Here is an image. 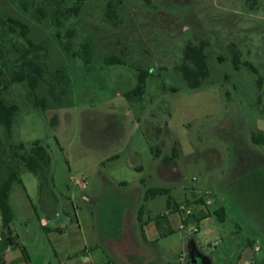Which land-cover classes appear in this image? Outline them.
Segmentation results:
<instances>
[{
	"label": "rangeland",
	"instance_id": "obj_1",
	"mask_svg": "<svg viewBox=\"0 0 264 264\" xmlns=\"http://www.w3.org/2000/svg\"><path fill=\"white\" fill-rule=\"evenodd\" d=\"M107 1L86 0L74 14L73 0H0L4 79L18 67L27 38L38 46L29 56L44 66L46 78L53 80L58 67L70 77L65 93L60 85L56 89L60 100L49 95L47 81H39L34 93L47 95L45 110L34 103L25 81H9L3 97L19 108L10 135L0 125V177L6 174L4 160L12 145L24 141L28 147L39 139L51 156V178L41 180H54L56 186L50 188L59 207L73 216L72 194L83 222L96 204L99 224L106 221L115 230L125 225L134 205L138 209L143 204L151 213L162 211L168 192L144 196L155 186L169 187L177 199L201 195L211 200V210L227 207L220 195L223 186L264 175V158L255 153H264V0H114L121 17L117 25L105 16ZM10 17L27 22L25 36L11 29ZM202 38L207 41L209 73L199 87H189L178 64L185 43ZM232 44L240 52L237 67ZM111 54L125 61L106 62ZM142 68L148 71L143 95L127 97ZM167 171L176 175L168 177ZM18 173L29 189L38 181L24 167ZM96 194H104L98 203ZM30 196L38 205V196L32 191ZM10 201L20 227L31 207L18 182ZM212 216L224 233L236 229L228 233L236 249L243 244L247 234L236 228L232 211L228 209L224 221ZM185 233L196 237L192 231ZM222 245L213 249L216 256Z\"/></svg>",
	"mask_w": 264,
	"mask_h": 264
},
{
	"label": "crops",
	"instance_id": "obj_2",
	"mask_svg": "<svg viewBox=\"0 0 264 264\" xmlns=\"http://www.w3.org/2000/svg\"><path fill=\"white\" fill-rule=\"evenodd\" d=\"M186 102L189 105V97ZM262 133L259 134L260 140ZM255 153L264 158L263 152ZM136 166L142 168L140 163ZM261 169L263 172L264 167ZM165 173L168 177L176 175L172 171ZM15 182L28 195L31 209L23 215L22 225L17 227L14 223L15 207L10 201L12 184L8 198L13 210L10 232L2 228L0 216V264H264V175L260 179L232 180L220 189L227 207L224 204L217 207L223 210L220 211L223 219L218 217L219 220L227 218L229 209L237 218L236 228H244L247 234L237 249L228 236L236 229L224 233L212 216L216 208L211 210L207 204L201 205L206 202L201 195L177 199L166 187L164 193H169L170 203L166 199L164 210L151 213L150 209L145 210L143 204L138 209L134 205L131 214L126 215L125 225L115 230L109 228L106 221L99 224L97 204L89 212L90 219L86 222H83V212L77 209L72 194L69 200L73 216L70 210L60 208L57 195L50 188V184L56 186L54 180L43 183L38 180L31 184L30 189L22 177ZM246 182L249 186L245 185ZM45 185L48 186L46 189ZM79 187H85V184ZM147 190L145 199L156 194L147 193ZM30 191L38 196V205L32 201ZM103 196L96 194L95 202L98 203ZM180 203L189 204L193 214L199 217L196 219L192 215L184 219L187 222L196 219V237H190L179 228L183 219L182 213L177 210ZM158 214H164L161 228L155 221ZM219 243H223V249L221 255L216 256L212 251ZM220 256L222 260L218 259Z\"/></svg>",
	"mask_w": 264,
	"mask_h": 264
},
{
	"label": "trees",
	"instance_id": "obj_3",
	"mask_svg": "<svg viewBox=\"0 0 264 264\" xmlns=\"http://www.w3.org/2000/svg\"><path fill=\"white\" fill-rule=\"evenodd\" d=\"M65 1V0H60ZM86 0H73L70 9L74 14H78L83 3ZM63 12L60 8L58 9ZM38 12L42 16H45L46 13L42 8H38ZM105 16L109 19L114 25H117L121 22V17L118 14L116 3L114 0H108L106 3ZM12 21L10 27L13 31L19 29V32L25 36L29 31V25L27 22L20 18L10 17ZM57 25L61 24L60 19L56 21ZM68 33L72 35L74 33L73 29H68ZM28 46L22 48L19 59L20 63L17 68L13 69L11 76L8 80L4 79V67L0 64V125L11 134L12 122L14 115L16 114L19 106L16 102H7L3 97V90L8 87L9 81H25L29 88L33 92V100L36 105L45 110L47 106V95L37 96L34 92L40 80H45L48 83L49 95L54 97L57 100H60L61 95L56 92L58 85H60L61 93L66 92V87L70 82V77L67 71L58 67L53 71V80L46 78L44 74V66L37 62L34 58L30 57L29 54L37 49V44L34 43L30 38H27ZM207 41L205 39H200L198 42L187 41L183 48V56L181 62L178 64V68L181 70L182 75L189 87H199L205 77L209 73V68L206 60L205 45ZM84 47H88V42H85ZM64 48L69 50L68 45H64ZM233 52V62L237 67L241 63L240 52L238 48L232 44ZM75 54L76 52L73 51ZM125 60L116 55L111 54L106 57V62L112 63H123ZM247 64L254 72H257V68L250 61H243ZM148 71L146 69H139L137 83L134 87L126 91L125 95L127 97H138L140 98L145 89V80ZM261 77L257 78V83L260 85ZM56 116H53L55 121ZM153 148V147H151ZM12 153L6 156V174L3 177H0V216L2 220V228L6 232H10L11 227L10 223L13 219V210L9 204V193L12 187V184L15 181L21 180L20 174L18 173V168L24 167L32 171L40 181L43 183L45 180L42 178H51L50 172V163L51 156L48 150L47 145H45L41 140L35 139L31 142L30 146H26L24 141H19L17 144L12 145ZM158 151V149H157ZM49 175V176H48ZM167 191L166 187L156 186L148 188L147 193L154 194L158 192ZM199 200V199H198ZM200 201V200H199ZM168 203H170V197H168ZM220 208H216L214 213L217 217L223 219V213L221 214ZM196 219L199 217L193 214ZM156 224L159 228L164 223V214H158L155 216Z\"/></svg>",
	"mask_w": 264,
	"mask_h": 264
},
{
	"label": "built area",
	"instance_id": "obj_4",
	"mask_svg": "<svg viewBox=\"0 0 264 264\" xmlns=\"http://www.w3.org/2000/svg\"><path fill=\"white\" fill-rule=\"evenodd\" d=\"M210 203V200H206V202H202L201 205H206ZM177 210L180 211L182 213V216H183V219H182V222L179 226V228L185 232L187 231H192V232H195L198 230V224H197V221L196 219H192L190 221H184V219H188L189 217H191L193 215V209L192 207L187 204V203H180L178 206H177ZM256 248H259L258 245L255 246Z\"/></svg>",
	"mask_w": 264,
	"mask_h": 264
}]
</instances>
